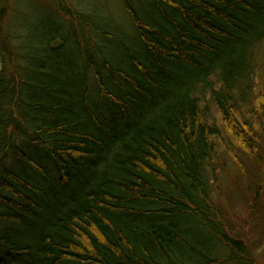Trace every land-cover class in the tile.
Returning <instances> with one entry per match:
<instances>
[{"label": "trees", "instance_id": "16d2710c", "mask_svg": "<svg viewBox=\"0 0 264 264\" xmlns=\"http://www.w3.org/2000/svg\"><path fill=\"white\" fill-rule=\"evenodd\" d=\"M60 2L66 20L18 31L0 0V264L248 262L210 201L198 93L250 150L234 96L255 88L264 0H121L130 37Z\"/></svg>", "mask_w": 264, "mask_h": 264}, {"label": "rangeland", "instance_id": "374dc122", "mask_svg": "<svg viewBox=\"0 0 264 264\" xmlns=\"http://www.w3.org/2000/svg\"><path fill=\"white\" fill-rule=\"evenodd\" d=\"M61 2L13 0L14 28L20 31L23 26L31 30L38 25L44 29L56 26L58 19L54 13L66 20V15L60 12ZM66 3L68 7L92 9L94 13L107 15L111 23L106 28L118 36L130 37L134 34L121 0H67ZM258 52L263 58L254 76L255 92L246 93L244 99L238 93L234 96L235 109L240 116L238 120L249 128L246 135L250 139V150L229 132L213 101L211 90L201 87L198 93L203 119L219 131L214 138L216 152L208 164L210 201L219 213L218 218L228 237L242 241L247 247V253L241 255H245L244 260L248 262L231 264H264V47ZM210 80L217 88L221 87L217 74Z\"/></svg>", "mask_w": 264, "mask_h": 264}]
</instances>
